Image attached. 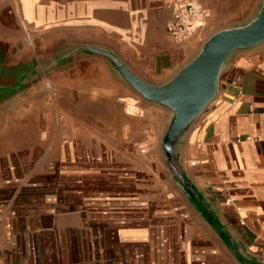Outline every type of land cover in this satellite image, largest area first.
<instances>
[{"label":"crops","instance_id":"1","mask_svg":"<svg viewBox=\"0 0 264 264\" xmlns=\"http://www.w3.org/2000/svg\"><path fill=\"white\" fill-rule=\"evenodd\" d=\"M179 1L0 0V52L20 67L29 56L53 58L43 71L49 93L37 72L10 88L25 90L21 98L0 102V264H264V41L228 55L214 98L175 142L192 210L172 209L168 191L159 197L168 206L147 209L129 121L161 120L168 109L94 52L167 84L229 23L216 13L220 0H198L205 20L176 43L166 25ZM156 238L161 248L150 246ZM137 241L148 256L104 255ZM92 249L101 256L82 255Z\"/></svg>","mask_w":264,"mask_h":264},{"label":"rangeland","instance_id":"2","mask_svg":"<svg viewBox=\"0 0 264 264\" xmlns=\"http://www.w3.org/2000/svg\"><path fill=\"white\" fill-rule=\"evenodd\" d=\"M263 3H264V0H220L216 5V11H217L216 13L222 11V13H224L223 18L225 19L220 20V21L229 22L225 24L223 28L241 26L249 22L250 20L254 19L257 16L261 8L263 7ZM203 12H204L203 13L204 17L201 19L202 21L205 20L204 19L205 18L204 8H203ZM216 21H219V20H216ZM25 42L26 44H29L30 47H34V42H33V38L31 35H25ZM2 48H7V47L6 46L4 47V45L1 44L0 51H3ZM5 55L6 54H3L2 52H0V100L2 99L0 102L2 104L6 102L5 98H7L9 103L13 102L16 98H21L22 94L25 93L24 92L25 90H21V91L11 90L10 88L16 86L21 81L31 80V76L33 74H36L37 72L41 74L40 82L43 84L41 87L44 89L46 93H49L50 89L53 87V84H52L53 79L48 78L47 75L43 71L46 67L48 60L53 59L52 57L48 59L46 58L41 59L38 56H34V57L29 56L28 60L22 65V67H20L19 65L21 63H18V64L14 63L15 61L14 56L8 57ZM114 56L117 57L121 62H123L120 59L121 57L117 56L116 54H114ZM123 64L127 67V65L124 62ZM100 66L103 69L104 80L105 81L109 80L111 75L108 72L107 67H105V65L102 66L101 64ZM113 69L118 74V72L116 71L114 67ZM139 78L143 80L145 83H147V81L143 79L141 76ZM140 108L141 107L137 106L136 111L135 109H131V108L130 110L135 112V114L139 115ZM167 109H168V115H166L161 120L156 119V121L147 122V117H146L145 122H142L140 118H137L136 121H133V122H131V120L129 121L130 127L134 126L136 129L137 151L135 153V162L137 165V169L139 168V166H141L140 168L143 169V163L145 164L146 173H147V176L145 177V179H147V189L149 186L150 193L152 194V199H153V201L151 202L152 205L151 206L147 205L148 210L154 211V209L165 208L166 206L169 205L168 201L164 204L163 203L164 201H161L159 198L160 195L162 196L164 195L163 191H168V194H170L169 196L172 199L171 201L172 205L177 206V207H172V209L177 208V209H184V210L185 209L192 210L193 209L192 202H189L186 196L187 194L189 198L192 197L191 190L188 186H185L183 187L185 194L184 192L180 191L176 182L181 186H182V182L178 177H176V173L174 172L173 168L170 167V165L167 163L166 154L163 150L164 146L162 144L164 142V136L171 124V118L173 115V111L168 107ZM3 110L4 108L3 107L1 108L0 106V113ZM97 111L100 112L99 107ZM124 122L125 121L122 122L121 120V122L119 123V125L121 126L120 128L122 129L126 128V126L124 125ZM140 146H143L142 150L139 149ZM130 156H132L131 152H130ZM173 158H174L173 163H174V166L176 167L177 165H176V161H175L176 159H175L174 154H173ZM116 173H119L120 174L119 176H121V173H122L121 169H117ZM142 173L144 174V172ZM139 175L137 176V179L143 178V175L142 176H139ZM160 239L156 238L155 244L150 245V246L161 248L159 244ZM143 246H144L143 242L141 243L137 241V243L135 244V247H132L131 249H125V250L122 249L119 252H117L118 255H116V253H114L111 250H107L104 255L110 256V257L111 256H118V257H131L132 256L135 258H144L148 256L149 244L147 243V247L145 249H143ZM82 255L88 256V257L89 256H101V251L92 249L87 252L83 251Z\"/></svg>","mask_w":264,"mask_h":264},{"label":"water","instance_id":"3","mask_svg":"<svg viewBox=\"0 0 264 264\" xmlns=\"http://www.w3.org/2000/svg\"><path fill=\"white\" fill-rule=\"evenodd\" d=\"M262 41H264V3L257 16L246 24L214 32L182 72L164 85L145 83L108 50L96 48L94 52L105 56L121 78L143 98L167 106L173 111L171 124L164 136L163 150L167 163L173 168L176 177L191 189L178 167L174 166L175 142L214 98L218 72L228 55L235 50L252 47Z\"/></svg>","mask_w":264,"mask_h":264},{"label":"built area","instance_id":"4","mask_svg":"<svg viewBox=\"0 0 264 264\" xmlns=\"http://www.w3.org/2000/svg\"><path fill=\"white\" fill-rule=\"evenodd\" d=\"M203 13L198 0H180L166 25L169 36L176 43H182L192 37L197 31V23L204 17Z\"/></svg>","mask_w":264,"mask_h":264}]
</instances>
